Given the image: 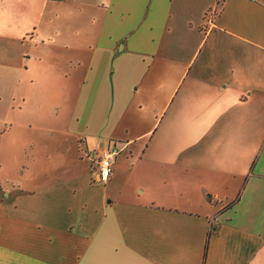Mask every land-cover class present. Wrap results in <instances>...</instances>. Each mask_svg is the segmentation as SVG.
Returning a JSON list of instances; mask_svg holds the SVG:
<instances>
[{
	"label": "crops",
	"instance_id": "crops-1",
	"mask_svg": "<svg viewBox=\"0 0 264 264\" xmlns=\"http://www.w3.org/2000/svg\"><path fill=\"white\" fill-rule=\"evenodd\" d=\"M50 4L0 0V264H264V0Z\"/></svg>",
	"mask_w": 264,
	"mask_h": 264
},
{
	"label": "rangeland",
	"instance_id": "rangeland-1",
	"mask_svg": "<svg viewBox=\"0 0 264 264\" xmlns=\"http://www.w3.org/2000/svg\"><path fill=\"white\" fill-rule=\"evenodd\" d=\"M51 1V4L49 6V10L48 11H52L53 8L57 7L58 5V2H62L63 0H50ZM15 8L13 7L12 8V18L17 20L18 21V25H17V28L14 33L16 34V36H20L21 34H23L24 32H26V30H28L29 27L26 26V24L28 23V20H29V10L30 9V5L28 4V6H24L23 5V2H21L20 4L17 2L15 4ZM48 16L46 17L43 25H50V23L48 22ZM21 47L20 44H18V46H15V47H12V52L14 54H17L18 52V49ZM196 66H194L192 68V70L195 69ZM163 117V116H162ZM161 117V118H162ZM80 148H81V145H79ZM83 146V145H82ZM85 149H83V152H82V158L85 159ZM94 157V155H93ZM68 160H69V169H80L83 167L82 164H79V163H75L73 158H72V154H68V156L66 157ZM88 165V164H87ZM84 166H86V163L84 161Z\"/></svg>",
	"mask_w": 264,
	"mask_h": 264
},
{
	"label": "built area",
	"instance_id": "built-area-1",
	"mask_svg": "<svg viewBox=\"0 0 264 264\" xmlns=\"http://www.w3.org/2000/svg\"><path fill=\"white\" fill-rule=\"evenodd\" d=\"M119 155V150L116 147L109 148L98 156V173L101 182H108L113 174V163L117 156ZM85 156L88 158L92 156V153L85 152Z\"/></svg>",
	"mask_w": 264,
	"mask_h": 264
}]
</instances>
